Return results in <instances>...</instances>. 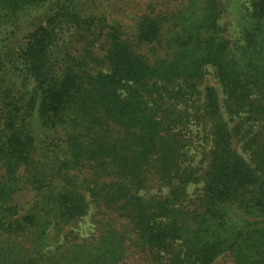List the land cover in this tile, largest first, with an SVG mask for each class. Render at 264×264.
I'll list each match as a JSON object with an SVG mask.
<instances>
[{
    "label": "trees",
    "instance_id": "obj_1",
    "mask_svg": "<svg viewBox=\"0 0 264 264\" xmlns=\"http://www.w3.org/2000/svg\"><path fill=\"white\" fill-rule=\"evenodd\" d=\"M106 2L0 0V264H264V0Z\"/></svg>",
    "mask_w": 264,
    "mask_h": 264
},
{
    "label": "rangeland",
    "instance_id": "obj_2",
    "mask_svg": "<svg viewBox=\"0 0 264 264\" xmlns=\"http://www.w3.org/2000/svg\"><path fill=\"white\" fill-rule=\"evenodd\" d=\"M145 0H111V3L106 2L105 7L102 10L110 15L111 18L122 21L125 25L134 24L137 16H139L141 8H144ZM103 2V1H102ZM223 2V13L219 19V24L224 29L225 36L232 42L233 53L238 56L239 47L244 43L243 32L249 25V12L251 10L250 0H222ZM107 4H116L114 6H107ZM211 84L214 86L218 93V98L222 107V111H225L224 106V88L217 76L216 68L208 65L205 68V81L200 85L202 91L201 100L204 99L205 86ZM226 116V114H225ZM194 130L196 126H192ZM203 135L200 136L202 139ZM209 147V145L207 144ZM235 148L239 154H241L246 160H249V155L244 151L240 141L235 140ZM195 152V151H192ZM196 160L197 163L201 158V152L197 151ZM203 183H192L188 187V192L191 196L196 197L202 191ZM156 190H154L155 192ZM92 213L84 216L77 223L72 226V229L76 233H80L82 236H88L93 228ZM51 234V239L54 244L58 239ZM217 264H230L226 260H220Z\"/></svg>",
    "mask_w": 264,
    "mask_h": 264
}]
</instances>
